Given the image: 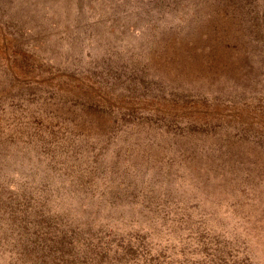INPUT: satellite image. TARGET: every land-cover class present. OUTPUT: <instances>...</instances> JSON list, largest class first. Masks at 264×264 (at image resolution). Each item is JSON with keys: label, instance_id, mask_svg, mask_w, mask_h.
<instances>
[{"label": "rangeland", "instance_id": "374dc122", "mask_svg": "<svg viewBox=\"0 0 264 264\" xmlns=\"http://www.w3.org/2000/svg\"><path fill=\"white\" fill-rule=\"evenodd\" d=\"M0 264H264V0H0Z\"/></svg>", "mask_w": 264, "mask_h": 264}]
</instances>
